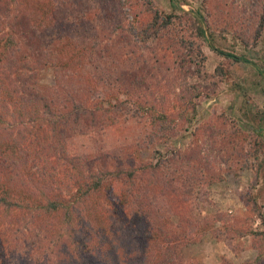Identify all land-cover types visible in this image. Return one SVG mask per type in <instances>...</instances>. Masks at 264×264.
Segmentation results:
<instances>
[{"label":"trees","instance_id":"obj_1","mask_svg":"<svg viewBox=\"0 0 264 264\" xmlns=\"http://www.w3.org/2000/svg\"><path fill=\"white\" fill-rule=\"evenodd\" d=\"M76 1L0 0V264H181L175 256L186 239L185 226L198 225L193 216H181L177 222L181 231L176 226L153 227L143 214L152 204L157 207L164 202L173 210L187 202L191 203L189 211L198 206L208 183L193 184L188 176L183 179V171L178 174L176 164L182 158L178 151H170L167 159L153 156L152 162L136 167L130 158L119 162L94 155H88L89 160L80 166L68 153L67 142L83 135L87 123L100 122L107 128L147 119L150 133L136 142L139 150L152 146L158 133L161 138L167 136L171 124L160 105L148 101L146 93L138 92L114 71L115 62L109 61L107 68L96 67L89 75L82 55H77L88 46L79 41L77 33L70 32L71 27L84 33L89 30L87 8L74 5L71 23L64 18L66 6ZM95 1L108 15L120 14L126 6L121 0ZM92 12L101 16L99 11ZM144 12L151 17L137 27L140 43L146 46L164 33L173 34V40L185 50L202 55L200 46L179 35L184 27L182 16L162 12L151 1ZM189 27L192 37L205 40L197 17ZM213 40L210 34L207 44L211 50L242 60L219 51ZM203 60L190 58L188 62L196 66L184 75L200 77ZM184 61L181 56L179 69ZM79 68L88 75L82 76L80 85L70 88L64 98L60 94L68 89L67 73ZM44 69L52 70L54 86L38 83V73ZM220 71L218 68L217 74ZM259 74L264 77L263 72ZM191 88L189 102L178 113L188 123L187 114L196 112V104L190 101L201 96L196 89L199 86ZM99 94L106 100L93 102ZM82 117L86 122L81 123ZM200 172L206 177L203 170ZM119 183L122 189L115 186ZM136 184L138 187H133ZM202 202L207 205L205 199ZM258 216L264 224L263 214L258 212ZM228 232L237 233L229 228ZM217 234L216 229L214 237ZM253 234L264 237V232Z\"/></svg>","mask_w":264,"mask_h":264},{"label":"rangeland","instance_id":"obj_2","mask_svg":"<svg viewBox=\"0 0 264 264\" xmlns=\"http://www.w3.org/2000/svg\"><path fill=\"white\" fill-rule=\"evenodd\" d=\"M121 1H125L126 6L116 15L103 13L106 11H102L95 0H79L66 6L64 18L68 21L74 5L85 6L89 16L86 20L90 28L86 33L80 28L70 29L88 46L77 55H82L89 75L96 67L107 68L109 61L115 62V72L165 111L171 123L169 132L167 136L162 133L163 138L158 133L152 146L139 150L136 142L150 133L147 119L120 122L107 128L100 122L87 123L83 135L67 142L68 153L80 166L84 160H89L88 155H94L116 158L119 162L130 158L136 167L139 163L152 162L153 156L156 160L167 159L170 151H178L183 158L176 164L178 174L183 171V179L188 176L193 184L208 183L205 195L203 191L198 206L191 208L192 211H189V202L180 206V210H173L164 202L160 207L152 204L150 211L146 208L144 218L153 227L169 225L182 231V227H177L181 216H193L198 225L185 226L186 239L176 252L175 258L179 256L181 264H264V237L253 234L264 232V224L258 216V212L264 216V77L259 74V71L264 73V0ZM147 1L162 12L182 16L184 27L179 35L193 41L195 47L200 46L202 55L197 56L195 50H185L173 40V34L164 33L161 39L150 40L146 46L140 43L137 27L151 17L149 12H144ZM94 10L101 16L95 17ZM25 15L31 18V13L26 11ZM193 17H197L205 30L204 41L191 36L189 24ZM80 27L85 28V25L80 24ZM28 29L33 32V26ZM210 34L219 51L242 60L211 50L207 44ZM123 45L126 47L122 48ZM181 56L186 63L182 62L179 69ZM190 58L195 61L204 58L202 75L198 78L184 75L188 68L196 66L188 62ZM218 68L221 69L219 74ZM88 73L82 68L67 73L68 89L60 95L67 98L68 90L80 85L79 80ZM37 81L54 86L52 70L39 72ZM191 85L199 86L196 89L201 96L190 101L196 104V112L187 114L188 123L178 113L189 102L193 93ZM141 87L146 90H138ZM92 99L93 102L106 100L101 94ZM104 107L111 109L108 105ZM80 121L86 122V118ZM200 170L206 177L201 176ZM115 186L120 189L122 185ZM133 187L137 188L138 184ZM128 210L131 214L133 207ZM228 228L237 233L228 232ZM216 229L218 234L214 237Z\"/></svg>","mask_w":264,"mask_h":264}]
</instances>
